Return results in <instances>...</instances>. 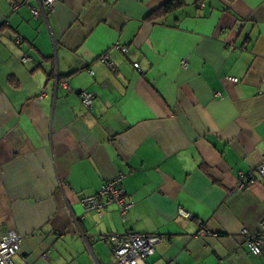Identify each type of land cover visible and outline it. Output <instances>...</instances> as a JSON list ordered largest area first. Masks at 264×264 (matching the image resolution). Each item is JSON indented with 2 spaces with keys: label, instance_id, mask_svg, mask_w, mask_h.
Instances as JSON below:
<instances>
[{
  "label": "crops",
  "instance_id": "obj_1",
  "mask_svg": "<svg viewBox=\"0 0 264 264\" xmlns=\"http://www.w3.org/2000/svg\"><path fill=\"white\" fill-rule=\"evenodd\" d=\"M167 1L55 0L34 18L33 0H0V237H21L15 264H114L100 238L128 231L161 238L147 264H264L240 236L259 230L264 181L237 188L264 161V0L145 20ZM120 173L124 220L85 213Z\"/></svg>",
  "mask_w": 264,
  "mask_h": 264
},
{
  "label": "built area",
  "instance_id": "obj_2",
  "mask_svg": "<svg viewBox=\"0 0 264 264\" xmlns=\"http://www.w3.org/2000/svg\"><path fill=\"white\" fill-rule=\"evenodd\" d=\"M36 3L35 7H29L30 13L34 18L44 16L47 12L53 9L55 0H33ZM102 1V0H99ZM18 9L17 6L13 11ZM19 43V41H16ZM112 50L118 51L122 54L127 53V48L115 43ZM25 61V60H24ZM97 62L104 67L112 70L113 63L111 61L110 52H104L97 58ZM182 68L186 67V63L182 62ZM135 71H139L138 64H133ZM88 75L92 76L93 72L88 70ZM227 82L236 84L237 79L227 78ZM62 90L68 92L69 85L66 81L59 84ZM220 97V94H217ZM41 97H39L40 99ZM81 105L88 109L92 106L94 95L88 92H82L79 95ZM124 174H118L113 179L106 181L101 186L99 192L90 197H83L79 200V205L85 213L93 212L98 217L110 205H114L122 220L125 215L132 208L134 203L126 195L123 189ZM264 181V161L257 168L254 173L244 174L239 173V182L237 188L239 190L250 187L256 183L257 180ZM179 215L185 219H191V216L183 210H179ZM73 223L77 225V220L73 218ZM243 244L248 249L252 256H261L264 254V218L259 224V230L255 234H250L247 231L240 233ZM110 248V255L114 264H147L146 260L154 254L155 247L161 242V238L153 235H139L130 231L123 235H107L100 238ZM93 239L85 240V242H93ZM21 245V237L14 231H8L0 237V264H15L14 259L18 255ZM26 264V261L23 260Z\"/></svg>",
  "mask_w": 264,
  "mask_h": 264
},
{
  "label": "trees",
  "instance_id": "obj_3",
  "mask_svg": "<svg viewBox=\"0 0 264 264\" xmlns=\"http://www.w3.org/2000/svg\"><path fill=\"white\" fill-rule=\"evenodd\" d=\"M185 5L184 0H169L166 3H164L162 6H160L157 10L150 13L145 20H156L163 18L170 13L181 9Z\"/></svg>",
  "mask_w": 264,
  "mask_h": 264
}]
</instances>
